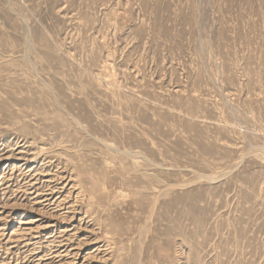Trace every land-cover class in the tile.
Masks as SVG:
<instances>
[{"label": "rangeland", "instance_id": "374dc122", "mask_svg": "<svg viewBox=\"0 0 264 264\" xmlns=\"http://www.w3.org/2000/svg\"><path fill=\"white\" fill-rule=\"evenodd\" d=\"M82 257L264 264V0H0V264Z\"/></svg>", "mask_w": 264, "mask_h": 264}, {"label": "bare ground", "instance_id": "6f19581e", "mask_svg": "<svg viewBox=\"0 0 264 264\" xmlns=\"http://www.w3.org/2000/svg\"><path fill=\"white\" fill-rule=\"evenodd\" d=\"M23 140V139H22ZM23 145V144H22ZM19 147V146H18ZM21 148V147H20ZM25 148V147H24ZM23 150V149H22ZM78 150V149H77ZM16 153V152H15ZM13 155V154H12ZM17 157H15L16 159H12V160H15V162H21L22 164H18L17 165V168H19V170H21V169H25V168H28V166L31 164V163H33L34 162V159L31 157H29L28 158V156H24L22 153H21V151H18L17 152V155H16ZM13 157V156H12ZM11 157V158H12ZM10 159V158H9ZM8 159V160H9ZM14 165V164H13ZM7 167H9L10 166V164H7L6 165ZM26 171H28L29 172V174H31V180L32 179H34V177L37 175V174H39L40 175V177H38L37 179H39V178H41V177H47L48 178V175H47V173L46 172H44L43 170H40L39 171V173H35V170H34V168L33 167H30V168H28V169H26ZM28 174V173H27ZM26 174V175H27ZM28 174V175H29ZM66 174V173H65ZM24 175V174H23ZM33 175H35L34 177H33ZM50 175V174H49ZM23 177V176H22ZM41 180V179H40ZM39 180V181H40ZM64 180V179H63ZM31 182H33V181H31ZM45 182H48V183H51V180H49V179H46L45 180ZM57 182V181H56ZM36 184V183H35ZM61 184V183H60ZM65 184H67V181L64 183V185ZM46 185V184H45ZM31 187L29 188V189H33L34 188V183H32L31 185H30ZM43 186V185H42ZM46 186H48L46 189H43V190H37L36 188H34L35 190L34 191H31V193H35L36 195L37 194H40L41 195V197H42V201H43V203L44 202H46V204H51V203H53L52 201V199H53V197H54V195L55 194H58L59 195V193H60V191H58V188L59 187H56L55 185H49V184H47ZM63 186V185H62ZM65 188V187H64ZM28 189V188H27ZM28 193H29V191H28ZM62 194V193H61ZM60 196V195H59ZM59 196H57L56 195V198H58ZM35 197V196H34ZM58 200H59V198H58ZM55 202H56V199L54 200ZM56 204V203H55ZM65 204L66 203H64V209H66L67 207H65ZM45 205V204H44ZM58 207V206H57ZM60 207V206H59ZM58 207V208H59ZM61 208V207H60ZM32 238H33V235H32ZM37 238H39V237H37ZM30 242V241H29ZM34 242H36V241H34ZM33 243V242H32ZM55 244V243H54ZM31 245V244H30ZM32 245H34V244H32ZM52 248V247H51ZM54 248V247H53ZM57 248V247H56ZM55 248V249H56ZM61 248H63V250H60ZM75 249V247H73V245L72 244H69V240L68 239H63V240H60L59 242H58V249L56 250V251H54V254H55V256L56 257H61V256H64L65 254H69V253H74L73 252V250ZM77 255V254H76ZM50 256V255H49ZM66 256V255H65ZM46 257H48V256H46ZM83 258V261L81 262V264H88L86 261H85V259H84V257H82ZM87 258V257H86ZM75 259H76V257H75ZM43 260V259H42Z\"/></svg>", "mask_w": 264, "mask_h": 264}]
</instances>
